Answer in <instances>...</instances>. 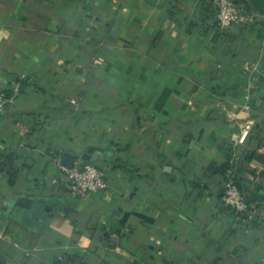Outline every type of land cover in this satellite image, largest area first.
Wrapping results in <instances>:
<instances>
[{
    "label": "crops",
    "instance_id": "crops-1",
    "mask_svg": "<svg viewBox=\"0 0 264 264\" xmlns=\"http://www.w3.org/2000/svg\"><path fill=\"white\" fill-rule=\"evenodd\" d=\"M230 1L224 33L217 0H0L5 264H264V0Z\"/></svg>",
    "mask_w": 264,
    "mask_h": 264
},
{
    "label": "built area",
    "instance_id": "built-area-1",
    "mask_svg": "<svg viewBox=\"0 0 264 264\" xmlns=\"http://www.w3.org/2000/svg\"><path fill=\"white\" fill-rule=\"evenodd\" d=\"M217 1V28L221 32L228 33L239 23L241 19L240 9L230 0ZM10 102H12V98H8L5 92H0V115L5 112ZM250 130V126H246L243 129L240 137L241 143L246 141ZM64 171L66 187L77 198L91 197L95 193L105 191L110 187L108 171L89 162L76 161L71 168H64ZM222 202L239 215H247L249 212L240 185L231 173L227 174V180L222 192ZM251 217L252 215L249 213V218Z\"/></svg>",
    "mask_w": 264,
    "mask_h": 264
},
{
    "label": "trees",
    "instance_id": "trees-1",
    "mask_svg": "<svg viewBox=\"0 0 264 264\" xmlns=\"http://www.w3.org/2000/svg\"><path fill=\"white\" fill-rule=\"evenodd\" d=\"M0 264H5L4 261L2 260V257H0Z\"/></svg>",
    "mask_w": 264,
    "mask_h": 264
},
{
    "label": "water",
    "instance_id": "water-1",
    "mask_svg": "<svg viewBox=\"0 0 264 264\" xmlns=\"http://www.w3.org/2000/svg\"><path fill=\"white\" fill-rule=\"evenodd\" d=\"M72 167V165H69V167L68 168H71Z\"/></svg>",
    "mask_w": 264,
    "mask_h": 264
}]
</instances>
